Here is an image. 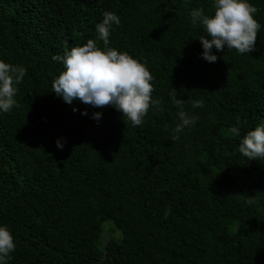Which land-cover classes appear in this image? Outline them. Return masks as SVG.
Returning <instances> with one entry per match:
<instances>
[{
  "label": "trees",
  "instance_id": "trees-1",
  "mask_svg": "<svg viewBox=\"0 0 264 264\" xmlns=\"http://www.w3.org/2000/svg\"><path fill=\"white\" fill-rule=\"evenodd\" d=\"M212 2L0 0V60L27 70L14 108L0 114L9 264H264V159L238 153L239 139L264 123V0H250L262 25L255 50L213 48L209 63L190 12L210 14ZM105 11L121 21L108 46L146 66L164 109L150 107L137 127L111 106L68 104L51 91L63 68L53 56L88 39L102 47L95 25ZM172 87L198 116L178 139ZM106 221L119 236L104 243Z\"/></svg>",
  "mask_w": 264,
  "mask_h": 264
},
{
  "label": "clouds",
  "instance_id": "clouds-1",
  "mask_svg": "<svg viewBox=\"0 0 264 264\" xmlns=\"http://www.w3.org/2000/svg\"><path fill=\"white\" fill-rule=\"evenodd\" d=\"M213 11L206 14L203 8L190 12L193 26L199 25L206 34L199 38L202 58L214 63L216 51L236 50L239 54H249L255 50L257 34L262 25L254 18L257 9L250 0H213ZM121 23L117 14L110 11L102 13V19L95 25L96 40L88 39L80 46L65 50L62 56H53L63 68L54 77L51 91L65 103L79 101L95 109L111 106L125 117L132 127L142 125L144 117L151 108L163 111L161 101L154 99L151 81L153 76L146 66L126 52L109 47L113 26ZM27 75L25 67L0 60V114L10 112L15 104L17 87ZM172 104L179 111L178 122L173 129L174 139L179 138L185 128L196 125L198 116L184 110L183 99L178 98L172 87L169 94ZM192 109L203 108L202 100H193ZM77 109L74 107L73 111ZM87 115V110L81 112ZM100 111L92 113L91 118L99 121ZM228 133L241 137L239 126H232ZM65 138L55 141L56 147L63 149ZM238 153L248 160L264 159V123L257 124L239 139ZM251 203V201H249ZM16 249L13 235L5 224H0V264H9L11 254Z\"/></svg>",
  "mask_w": 264,
  "mask_h": 264
},
{
  "label": "rangeland",
  "instance_id": "rangeland-1",
  "mask_svg": "<svg viewBox=\"0 0 264 264\" xmlns=\"http://www.w3.org/2000/svg\"><path fill=\"white\" fill-rule=\"evenodd\" d=\"M108 224H110V222L106 221L102 226L103 232L102 235L100 236V241L102 240L104 243L111 237L117 238L119 236V233L113 232L110 228V225Z\"/></svg>",
  "mask_w": 264,
  "mask_h": 264
}]
</instances>
